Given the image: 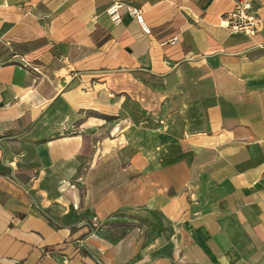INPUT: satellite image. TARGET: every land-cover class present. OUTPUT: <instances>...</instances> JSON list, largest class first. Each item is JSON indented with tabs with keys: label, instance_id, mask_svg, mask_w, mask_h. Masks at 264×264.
Wrapping results in <instances>:
<instances>
[{
	"label": "crops",
	"instance_id": "obj_1",
	"mask_svg": "<svg viewBox=\"0 0 264 264\" xmlns=\"http://www.w3.org/2000/svg\"><path fill=\"white\" fill-rule=\"evenodd\" d=\"M237 1L0 0V264H264V0L250 37Z\"/></svg>",
	"mask_w": 264,
	"mask_h": 264
},
{
	"label": "built area",
	"instance_id": "obj_2",
	"mask_svg": "<svg viewBox=\"0 0 264 264\" xmlns=\"http://www.w3.org/2000/svg\"><path fill=\"white\" fill-rule=\"evenodd\" d=\"M111 22L115 25L124 23V19L135 20L143 33L149 34V29L143 21L141 9L126 4L123 2H114L106 11ZM223 28L227 30L230 35H245L254 36L258 34L262 27V21L257 16L256 9L252 0L237 1L232 9L225 14ZM178 39L172 38L169 43L172 45L177 44Z\"/></svg>",
	"mask_w": 264,
	"mask_h": 264
}]
</instances>
